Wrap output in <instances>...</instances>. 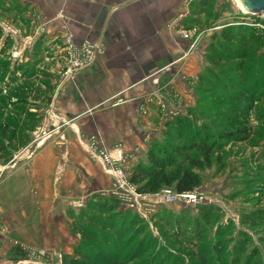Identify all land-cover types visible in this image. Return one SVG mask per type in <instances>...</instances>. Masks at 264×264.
<instances>
[{
	"label": "rangeland",
	"instance_id": "374dc122",
	"mask_svg": "<svg viewBox=\"0 0 264 264\" xmlns=\"http://www.w3.org/2000/svg\"><path fill=\"white\" fill-rule=\"evenodd\" d=\"M187 3L189 22L182 29L191 31V44L198 42L202 58L197 78L181 84L183 89L187 85V97L176 94L167 103H158L160 117L148 133L150 139L146 134L139 145L122 149L130 176L137 162L146 161L152 144L165 147L175 160L168 172L186 170L199 177L201 202L163 203L156 194L163 189L176 192L173 185L140 193L129 180L144 195L131 208L114 196L113 180L106 174L108 188L60 205L64 207L60 214L63 210L69 221L65 232L60 229L59 243L42 247L15 241L12 246L22 255L13 264H71V258H80L76 251L105 257L100 264H264V18L242 12L234 0ZM10 54L0 42V91L4 79L18 73L49 75L36 66L14 62ZM13 104L0 112V122L17 116L9 132L21 129L32 135L35 124L29 129V123L21 120L24 113L52 115L50 102L49 108L45 103L32 111ZM202 131L211 146L208 161L190 147ZM91 136L102 140L99 134ZM6 162L0 159V165ZM54 173L60 175L58 169ZM103 197L118 201L114 214L99 209Z\"/></svg>",
	"mask_w": 264,
	"mask_h": 264
},
{
	"label": "crops",
	"instance_id": "0c3cea01",
	"mask_svg": "<svg viewBox=\"0 0 264 264\" xmlns=\"http://www.w3.org/2000/svg\"><path fill=\"white\" fill-rule=\"evenodd\" d=\"M189 14L187 0H0V23L19 35L0 29L9 57L49 73L6 77L0 93L30 111L50 102L52 112L36 113L29 142L0 165V264L22 255L15 241L59 243L69 221L60 205L109 187L78 140L99 134L126 151L155 129L160 104L187 97L181 84L197 78L202 58L198 42L179 35Z\"/></svg>",
	"mask_w": 264,
	"mask_h": 264
},
{
	"label": "trees",
	"instance_id": "16d2710c",
	"mask_svg": "<svg viewBox=\"0 0 264 264\" xmlns=\"http://www.w3.org/2000/svg\"><path fill=\"white\" fill-rule=\"evenodd\" d=\"M206 2L207 0L198 1V3L201 4H206ZM15 90L18 91L19 89L15 88ZM9 101L10 99L8 96H3L0 93V112L2 107L5 105H12L13 103V105H16L17 109H21L24 108L25 105L26 107L29 105V102L24 98H19L13 103ZM16 117L11 115L6 117L3 122H0V159L8 160L14 149L24 145L30 139L26 130L20 129L19 132H9V128L12 127V123L15 122ZM21 120L29 123L30 129L32 124L38 120V117L36 113L32 114L27 112L24 113ZM205 133V131H202L200 135L197 134L194 139H192L190 147L191 150L202 152L203 158L208 161L211 146L209 145L208 138ZM227 138H230V136ZM174 163V158L170 152H167L165 147L158 146V144H152L147 150L146 161L144 163L137 162V164L131 168L129 180L131 183L136 185L137 190L140 193H155L162 187H170L172 185L176 192L191 191L194 188L199 187V177L190 171L184 170L175 171L174 173L168 172ZM98 207L105 214H114L118 209V201L114 197H103L99 199ZM139 248L141 249V247ZM76 252L80 258H71V264H100L99 261L101 259L104 260L105 258L99 256L90 257L80 253L79 251Z\"/></svg>",
	"mask_w": 264,
	"mask_h": 264
},
{
	"label": "built area",
	"instance_id": "2783aa9c",
	"mask_svg": "<svg viewBox=\"0 0 264 264\" xmlns=\"http://www.w3.org/2000/svg\"><path fill=\"white\" fill-rule=\"evenodd\" d=\"M200 1V0H187V2ZM1 27L7 33H13V29L8 26L7 23H2ZM179 35L183 39L191 38V31L179 30ZM83 52L93 58V54L97 52L94 45L84 44L82 48ZM76 66H74L75 68ZM70 70V68L68 69ZM102 140L98 136H91L85 142L80 140V143L84 146L85 151L93 159L98 161L103 168V173L111 176L113 180V194L121 202L129 204L131 208L138 205L141 198L144 195L138 193L136 188L129 182V175L124 165L125 156L121 146H115L112 149L107 148L101 142ZM159 201L163 203H189L198 204L201 202L202 196L197 188L191 191L173 192L170 190H161L156 194Z\"/></svg>",
	"mask_w": 264,
	"mask_h": 264
},
{
	"label": "water",
	"instance_id": "95a60500",
	"mask_svg": "<svg viewBox=\"0 0 264 264\" xmlns=\"http://www.w3.org/2000/svg\"><path fill=\"white\" fill-rule=\"evenodd\" d=\"M246 10V13L252 15H261L264 18V0H237Z\"/></svg>",
	"mask_w": 264,
	"mask_h": 264
},
{
	"label": "bare ground",
	"instance_id": "6f19581e",
	"mask_svg": "<svg viewBox=\"0 0 264 264\" xmlns=\"http://www.w3.org/2000/svg\"><path fill=\"white\" fill-rule=\"evenodd\" d=\"M236 2V4L239 6V8L242 10V12L246 13V10L238 3L237 0H234ZM248 14V13H246Z\"/></svg>",
	"mask_w": 264,
	"mask_h": 264
}]
</instances>
